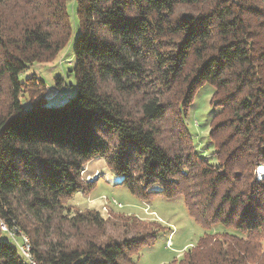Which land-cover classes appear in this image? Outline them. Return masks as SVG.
<instances>
[{"label": "trees", "instance_id": "16d2710c", "mask_svg": "<svg viewBox=\"0 0 264 264\" xmlns=\"http://www.w3.org/2000/svg\"><path fill=\"white\" fill-rule=\"evenodd\" d=\"M67 1L0 0V223L30 230L32 242L30 259L0 226V264H136L160 231L47 238L65 202L95 188L83 170L96 158L133 194L183 196L204 228L242 234L205 233L169 264H264V180L255 174L264 166V0H75L77 91L65 106L25 108L21 74L72 37ZM206 83L218 109L209 133L216 163L198 153L184 124ZM180 86L183 117L168 146L158 130L164 93ZM72 219L108 223L93 210Z\"/></svg>", "mask_w": 264, "mask_h": 264}, {"label": "rangeland", "instance_id": "374dc122", "mask_svg": "<svg viewBox=\"0 0 264 264\" xmlns=\"http://www.w3.org/2000/svg\"><path fill=\"white\" fill-rule=\"evenodd\" d=\"M67 7L73 34L66 47L53 60L36 62L20 76L23 81L28 79L20 95L25 108L30 107L32 101L45 102L47 106L52 107L65 106L77 91L76 80L71 71L75 63L74 48L79 32L75 0H68ZM3 89L7 91L6 83ZM182 89V86L175 87L164 93V101L169 103V108L159 123L158 130L168 146L176 142L175 123L177 119L179 120L178 117H183L179 111ZM213 93L214 88L208 83L198 90L187 111L184 124L190 130L198 153L208 158L211 163H216L215 149L209 138L211 122L218 111L212 103ZM0 102L4 103V100ZM135 102L136 99L132 100L131 105ZM261 167L264 166H259L255 172L258 180H264V172L259 173ZM83 178L86 183L97 181L95 188L88 194L77 193L65 202L67 210L54 215L50 224L52 229L47 238L68 243L78 240L83 242L87 237L103 241L109 238L123 239L139 235L146 229L148 231L156 229L160 231L157 240L154 244L143 247L135 255V262L136 264H169L173 260L180 259L186 250L196 246L205 233L219 234L228 231L242 236L241 233L222 224L204 228L190 215L183 196L167 198L160 194H152L142 198L133 194L121 183L123 176L115 173L102 158L93 159L84 166ZM161 188L160 185H156L154 191ZM88 210L99 211L102 217L108 220L107 225L102 228L86 224L75 226L74 223L77 221L72 219L75 214L85 213ZM6 227L12 234L1 228L3 238L5 236L16 243L22 253V248L26 244L31 246L30 230H27V233L16 224L13 227L7 225ZM27 253L28 257L24 253L23 255L31 259L30 251Z\"/></svg>", "mask_w": 264, "mask_h": 264}, {"label": "built area", "instance_id": "2783aa9c", "mask_svg": "<svg viewBox=\"0 0 264 264\" xmlns=\"http://www.w3.org/2000/svg\"><path fill=\"white\" fill-rule=\"evenodd\" d=\"M259 173H261L260 170H259ZM1 228H2L5 232H7V233L10 232V231L7 229L6 225H5L3 222L1 223ZM10 233H11V232H10ZM11 234H12V233H11ZM26 241H28V239H26ZM25 249H27V251L29 252V251H30V244H26V246L22 248L23 253H24L25 255H27V257H28V253H27V251H26Z\"/></svg>", "mask_w": 264, "mask_h": 264}, {"label": "bare ground", "instance_id": "6f19581e", "mask_svg": "<svg viewBox=\"0 0 264 264\" xmlns=\"http://www.w3.org/2000/svg\"><path fill=\"white\" fill-rule=\"evenodd\" d=\"M261 172H264V167H261L260 169ZM6 225V224H5ZM16 230V229H15Z\"/></svg>", "mask_w": 264, "mask_h": 264}]
</instances>
